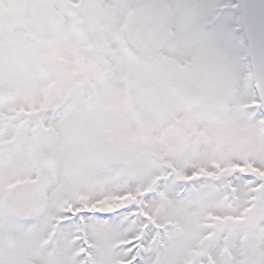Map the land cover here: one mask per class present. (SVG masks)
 <instances>
[{
  "label": "flooded vegetation",
  "instance_id": "af4514ba",
  "mask_svg": "<svg viewBox=\"0 0 264 264\" xmlns=\"http://www.w3.org/2000/svg\"><path fill=\"white\" fill-rule=\"evenodd\" d=\"M16 2L12 1V9L16 8ZM39 2L35 5L33 22L36 48L30 50L34 57V74L27 71L19 75L16 83L0 85L14 93L12 100L16 98L17 85L22 87L39 81L42 86L64 89L53 110L41 106L23 113L31 121L27 132L33 142L28 140L27 149H37L49 115L56 121L58 115L66 112L68 134L74 138L78 132L84 151L93 154L92 149L96 150L97 158L105 155L103 161L107 154L97 148L104 144V138L116 139L131 130L126 145L130 152L135 151L140 124L145 126L152 142L159 141L163 145L173 143L180 147L191 136H199L198 142L192 145L201 150L209 136L201 127L206 120L199 118L187 128L179 114L199 110L203 101L226 108L210 111L207 123L228 118L231 113L228 107L232 105H237V112L252 120L254 114L246 111L254 105L247 104L253 99L247 88L251 77L238 17V0H147L149 21L136 19L138 0H52L47 19ZM25 8L22 0L21 27L26 24ZM20 35L22 46V28ZM20 55L22 62V47ZM2 57L4 54L0 55V61L4 60ZM140 71L149 72L142 87ZM183 86L202 95L193 108L174 104L177 89ZM43 109H46L44 115L36 114ZM10 111L14 116L19 115L20 133L10 138L9 144L16 145L22 152V108L12 107ZM147 113L162 116V121L145 117ZM205 113L199 111L201 115ZM256 124L261 136L264 128L260 124L264 121ZM10 127L13 126L2 127L0 136ZM76 142L74 139L70 143L72 147ZM42 154L39 146L35 155L39 165ZM122 164L118 160L119 167ZM245 168L255 172L250 166Z\"/></svg>",
  "mask_w": 264,
  "mask_h": 264
},
{
  "label": "snow or ice",
  "instance_id": "6c2138e0",
  "mask_svg": "<svg viewBox=\"0 0 264 264\" xmlns=\"http://www.w3.org/2000/svg\"><path fill=\"white\" fill-rule=\"evenodd\" d=\"M253 71L264 81V57ZM247 88L252 123L264 121L256 79ZM164 159L87 199L54 196L36 224L45 235L55 225L40 264H264V175L245 169L264 171V133L225 155L231 171L206 153Z\"/></svg>",
  "mask_w": 264,
  "mask_h": 264
},
{
  "label": "rangeland",
  "instance_id": "374dc122",
  "mask_svg": "<svg viewBox=\"0 0 264 264\" xmlns=\"http://www.w3.org/2000/svg\"><path fill=\"white\" fill-rule=\"evenodd\" d=\"M12 1L0 0V55L4 54L2 57L4 60L0 61V85L16 83L19 75H25L27 71H30L29 73L32 75L34 74V57L30 50L36 48L33 22L35 5H37L38 0H24L27 12L26 17H23L26 24H22V27L20 24V2L22 0H17L15 9H12ZM51 1L40 0L41 3L39 2V5L43 7L45 19L49 16L47 9L50 7ZM21 28L22 46L20 43ZM21 47L22 62L20 61ZM148 77L149 72H139L140 87L145 85ZM205 89L209 91L207 86ZM16 90L17 94L14 100L0 102V129L9 124L13 126L5 132L4 136H0V264H40L45 254L48 256L52 254L48 245L52 241L55 225L45 235L37 231L36 224L54 196L61 193H72L77 194L79 199H87V195L92 189H103L106 185L114 187L118 181L133 177L140 169L158 168L165 162V157L176 158L183 155L206 153L210 158H215L214 163L217 165L224 164V171H231L235 166L226 162L225 155L242 152L260 141L257 124L252 123V120L247 119L242 113H238L237 105L228 107V111L231 112L228 114V118L211 124L207 123L208 113L222 110L223 107L211 101H203L199 110L194 109L179 114L183 126L187 128L196 124L199 118L204 117L206 120L202 121L201 127L209 136L207 145L203 144L201 150H196L197 145H192V143L198 142L199 136H191L188 141H183L180 147L173 143L163 145L159 141L152 142L145 126L140 124L135 151L130 152L128 145H126L130 134H132V131L128 130L119 136V139L117 137L116 139L104 138V144L97 148L99 152L102 151V153L107 154L103 161L105 155L97 158V154H94L96 150L92 149L91 153L93 152V154H90V151L88 153L84 151L85 146L79 144L83 140L77 134L78 132L74 138L68 134V114L66 112L58 115L56 121H52L54 118H50V115L47 117V123L45 122L38 147H41L43 153L51 152L52 162L49 166L41 167L35 159L38 147L36 150L35 148L33 150L27 149L28 140H32V138L29 139L27 132L31 121L25 118L23 113L39 109L41 106L53 110L59 103L55 101L60 98L59 96L64 89L62 87L42 86L37 81L22 87L17 85ZM252 103L253 101L247 104L252 105ZM12 107L14 109L22 108V152L18 151L16 145L11 147L9 144L10 138L17 137L20 133L17 126L19 115L14 116L11 113ZM160 109L161 107L158 110ZM201 110L206 111V113L204 115L199 114ZM147 114L144 116L162 121L163 117L160 115ZM139 115L142 116L143 114L139 112ZM121 122L119 119L118 123L121 124ZM124 127H126L125 122ZM74 139L77 142L72 147L70 143ZM184 143L187 145L184 146ZM91 155L93 157H90ZM118 160L119 164L120 161L123 163L121 167L118 165ZM245 166H250V169L254 170L257 175H259L258 173L264 175V171L253 168L247 160H245ZM245 169L249 170L248 168ZM40 172L47 174L48 182L42 205L36 216L28 222L6 218L1 206L3 195L15 182L24 178L33 179ZM67 203V199L61 200V208ZM102 203L106 204L107 201Z\"/></svg>",
  "mask_w": 264,
  "mask_h": 264
},
{
  "label": "water",
  "instance_id": "95a60500",
  "mask_svg": "<svg viewBox=\"0 0 264 264\" xmlns=\"http://www.w3.org/2000/svg\"><path fill=\"white\" fill-rule=\"evenodd\" d=\"M16 1V0H14ZM238 15L243 32L248 57L251 79H256L261 102H264V81L257 77L253 68L264 57V0H238ZM136 19L149 21L151 14L148 10L147 0H138ZM175 106L193 108L201 99V93L186 86L177 89ZM14 98V93L0 87V102ZM46 109L39 111L44 115ZM175 125L177 123L174 121ZM180 132V130H178ZM52 162L51 152L43 153L41 166H49ZM48 182L47 174L41 172L36 178L14 184L3 198V208L6 216L17 220L27 221L38 213L44 197ZM23 193V195H20Z\"/></svg>",
  "mask_w": 264,
  "mask_h": 264
}]
</instances>
